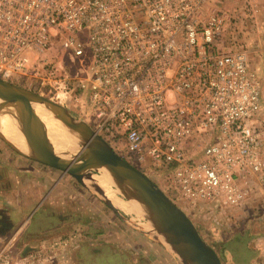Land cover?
Here are the masks:
<instances>
[{"label": "built area", "instance_id": "1", "mask_svg": "<svg viewBox=\"0 0 264 264\" xmlns=\"http://www.w3.org/2000/svg\"><path fill=\"white\" fill-rule=\"evenodd\" d=\"M208 1L0 0V77L60 90L128 161L168 172L181 208L241 207L264 185V57L226 44L239 16Z\"/></svg>", "mask_w": 264, "mask_h": 264}, {"label": "rangeland", "instance_id": "2", "mask_svg": "<svg viewBox=\"0 0 264 264\" xmlns=\"http://www.w3.org/2000/svg\"><path fill=\"white\" fill-rule=\"evenodd\" d=\"M253 2L254 6L252 8L248 0H209L208 4L212 8L234 11L239 16L237 18L238 23L235 24V28L229 34L233 35L234 38L231 39L229 35L225 34L226 44L238 48L242 46L258 48L259 51L256 50V54L259 52L264 57V0H254ZM51 56L53 57L54 64H58V69L63 72H68V67L71 68L74 65V57L70 49H66L63 46V43H55L52 47ZM7 80L62 103L59 97L60 90L50 87L40 88L37 83L30 81L27 76H14L12 79ZM62 104L66 105L68 102ZM66 106L75 117L84 119L69 104ZM111 145L118 153L127 158L124 156L126 153L123 147L112 143ZM0 147L12 148L1 137ZM13 150V153L16 155H24L15 149ZM129 162L140 168V165L136 164L135 161L129 159ZM55 170L59 173L60 177H65L62 181V187L70 188L72 191L74 199L71 200V204L76 200L75 208L71 207L69 200L67 207H71L69 209L72 211L75 209V212L78 215H82L84 219L87 218L84 217L86 215H88L90 220L93 219L88 225L85 226L81 222L75 228L77 234L80 233V230L83 233L80 237L82 244L79 242L81 245L79 251L76 253L79 264H184L179 255L175 254L159 240L161 238L158 239L155 233L151 234L148 232L145 227V219H140L139 221L136 217H139L140 214L137 213V215L135 213L136 216L133 214L135 217L130 218L129 214L123 212L130 222L139 225V227L131 226L127 222H124L97 195L91 184L86 186L76 180L71 174L62 172V170L56 167L54 168ZM94 172L98 173L99 170H94ZM144 172L168 196H171V199L175 198L176 190L167 184L166 176L169 175L168 172L151 170H144ZM48 187L49 184L46 185V188ZM39 188H42V186ZM254 188L260 193L259 196L254 197L253 202L249 203V200V202L241 207L224 208L213 204L212 206L203 205L196 211L182 208L192 219L201 236L217 251L222 264H264V185L254 183ZM49 195L50 192L46 189H44L41 196H39V191L37 194L32 195L34 200L40 198L39 200L41 201L38 204L37 210H34L30 214L31 218L26 224V228H31L35 224L49 219L48 214H46V203ZM119 196L123 197L120 193ZM252 231L256 232L257 235L254 236ZM253 256H256L254 262L251 259ZM3 257L4 255L0 257V264H4L5 257ZM7 264L10 263L8 262Z\"/></svg>", "mask_w": 264, "mask_h": 264}, {"label": "water", "instance_id": "3", "mask_svg": "<svg viewBox=\"0 0 264 264\" xmlns=\"http://www.w3.org/2000/svg\"><path fill=\"white\" fill-rule=\"evenodd\" d=\"M0 98L3 100L0 106L11 105L16 108L21 133L31 153L21 151L0 132V137L13 149L33 160L71 174L86 186L91 184L97 195L124 222L139 227L124 215L127 213L133 218L136 214L128 213L117 206L105 195L103 188L92 179V176L100 173L101 166H106L116 184L114 195L118 202L138 200L143 203L148 213L145 216H136L138 220L145 219L148 232L155 233L158 239L161 238L159 240L179 255L184 263L222 264L217 251L201 236L188 214L148 174L130 163L107 140L96 133L85 119L75 117L66 105L57 100L2 77H0ZM33 101L44 103L67 127L82 135L80 145L70 157L55 152L43 121L33 109ZM94 170L99 172L95 173ZM119 193L124 198L119 196Z\"/></svg>", "mask_w": 264, "mask_h": 264}, {"label": "crops", "instance_id": "4", "mask_svg": "<svg viewBox=\"0 0 264 264\" xmlns=\"http://www.w3.org/2000/svg\"><path fill=\"white\" fill-rule=\"evenodd\" d=\"M13 152L12 148L0 147V257L4 255L10 264H79L76 253L83 233L80 230L77 234L75 228L93 219L88 215L84 219L75 209H69L75 208L76 200L71 204L72 191L62 187L65 177H60L55 167ZM44 189L50 192L46 203L49 219L26 228L30 214L41 201L32 195L39 191L41 196ZM259 194L254 188L248 202ZM68 200L71 207H67ZM255 258H251L253 262Z\"/></svg>", "mask_w": 264, "mask_h": 264}, {"label": "bare ground", "instance_id": "5", "mask_svg": "<svg viewBox=\"0 0 264 264\" xmlns=\"http://www.w3.org/2000/svg\"><path fill=\"white\" fill-rule=\"evenodd\" d=\"M0 98V103H2ZM64 103L62 100H60ZM33 109L43 121L49 140L53 143L55 152L64 157H70L73 151L82 141V135L70 127H67L54 111L42 102L33 101ZM0 132L15 146L25 153H31V150L24 139L20 129L18 112L14 106H0ZM92 179L105 191V195L110 198L117 206L126 212L138 213L141 216L147 215L146 206L138 200L119 203L114 195L116 185L110 171L106 166L100 167V173L92 176ZM126 190V189H125ZM137 214V215H138ZM139 215V216H140ZM143 223V222H142ZM147 224V223H146ZM148 225H150L148 223ZM186 264V263H184Z\"/></svg>", "mask_w": 264, "mask_h": 264}, {"label": "trees", "instance_id": "6", "mask_svg": "<svg viewBox=\"0 0 264 264\" xmlns=\"http://www.w3.org/2000/svg\"><path fill=\"white\" fill-rule=\"evenodd\" d=\"M68 69H69V72L71 71V68L70 67H68ZM142 170V169H141ZM143 171V170H142ZM169 197H171V196H169ZM172 198V197H171Z\"/></svg>", "mask_w": 264, "mask_h": 264}]
</instances>
